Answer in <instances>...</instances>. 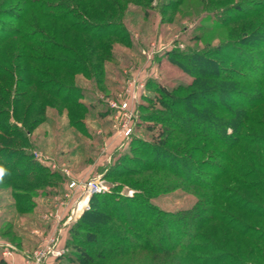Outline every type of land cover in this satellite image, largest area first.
<instances>
[{
	"label": "rangeland",
	"instance_id": "1",
	"mask_svg": "<svg viewBox=\"0 0 264 264\" xmlns=\"http://www.w3.org/2000/svg\"><path fill=\"white\" fill-rule=\"evenodd\" d=\"M221 2H130L118 21L121 24L120 38L112 40L110 51H106L108 58L97 62L101 66L99 70H91L88 66L86 74L56 73L54 79L61 85V90L66 88L61 96L68 100H60L49 91L40 90L31 109L28 107L30 98L25 97L23 109L28 110L26 116H22L25 113H15L13 105L0 104L5 112L2 123L8 121V130L15 132L14 135H7L0 131V136H6L0 141L2 162L8 163V168L16 175L28 164L36 168L31 171L30 179L6 173L0 179V257L7 264H88L74 251L76 239L69 236L71 228L76 226L74 222L87 210H100L97 207L100 205H93L92 194L87 206H83L78 213L77 205L82 193L77 186L70 187L69 182L72 177L82 182L97 178L105 186L98 193L116 196L120 202H126L125 196H134L145 189L138 181L142 178L138 172L143 170L144 164L164 160L156 154L149 156L152 148L156 147L154 143L161 140L158 128L166 125L161 118L170 111L175 112L176 117L181 114L170 106L163 91L171 93L178 100V106H182L181 100L189 102L187 96L191 91L206 88L196 82V73L186 70L189 64L196 69L199 66L193 59L190 63L186 62V55L200 53L208 56L214 46L233 41L238 49L230 54L236 55V63L222 59L225 70L229 72L234 65L242 68V64H252L257 72L263 68L261 74L253 73L252 79L256 81L264 75V64L258 63V59L264 62V0ZM253 11L259 13L250 18ZM228 14L238 19L225 22L223 19ZM6 48L9 49L8 45ZM41 50L46 52V56H67L46 48ZM100 54H103L102 50ZM212 58L220 59L219 55ZM90 63L88 61V65ZM36 67L42 74L54 70L48 61ZM43 79L47 80V76ZM6 81L8 83L4 85L8 89L16 87L17 91V83ZM217 82L222 81L212 79L208 85L214 86ZM222 84L224 86L219 88L228 90H218L209 97L204 96L206 91L198 94L199 97L216 100L215 104H220V109L205 106L198 107L197 115L192 112L184 114L197 120L196 134L199 131L214 136L225 127L226 133H230L232 114H239L247 108L250 117V110L253 109L250 107V100H253L250 94L264 88V85L250 84L245 79H225ZM232 88L244 96L229 93ZM35 89L30 86L26 90L30 94ZM214 111L227 116L224 125L205 123L201 119L206 113L210 115ZM251 113L253 121L247 119L241 131V134L250 135L251 142H238L241 146L231 151L237 166L233 165L237 177L233 179L231 174H227L220 178L217 186L218 210L231 217L233 224H242L241 228L247 235L240 236L228 229L232 238L237 239L236 243L224 251L199 253L203 258L211 254L219 255L223 261L218 264H264V165L262 168L257 166V162L264 163V142H258L259 138H264V103L255 106ZM185 123L182 125L187 126ZM177 125L173 137L166 139L165 142L169 143L163 147L168 151L165 158H170L167 164L171 166L174 161V169L184 170L185 173L189 170L191 177L206 181L205 172L209 169L202 164L203 153L200 151L191 155L183 151L186 148L184 140L188 137L193 146H198L199 141L193 133L189 132L187 137V129L178 132L179 123ZM219 133L223 134L222 131ZM175 142L178 147L174 146ZM163 149L161 147L158 151L162 153ZM174 152L177 160L171 158ZM149 173H153L154 181H157L150 202L171 215L190 209L207 194V190L200 185H187L181 175L165 171L143 175ZM90 224L93 230L100 231L99 243H87L84 248L95 256L94 249L100 250L101 243H107V238L102 235L104 223L93 220L88 223L86 218L75 228L79 230L77 238L85 239L83 228ZM154 233L150 243L164 246L155 237L158 234ZM218 236L223 247V238L220 234ZM37 251L42 256L39 262L32 258ZM170 257L169 254L150 250L113 260L97 257L91 264H168Z\"/></svg>",
	"mask_w": 264,
	"mask_h": 264
},
{
	"label": "trees",
	"instance_id": "2",
	"mask_svg": "<svg viewBox=\"0 0 264 264\" xmlns=\"http://www.w3.org/2000/svg\"><path fill=\"white\" fill-rule=\"evenodd\" d=\"M135 1L137 0H0V104L3 106L13 105L15 113H25L21 115L26 116L28 110L23 109L25 97L29 96L28 107L31 109L35 106L37 94L40 90L49 91L50 94L60 100H68L69 98H62L61 96L66 88L61 90V85L54 78L60 72L68 75L71 73L86 74L88 73V66H91V70H99L101 66L97 62L108 58L106 51H110L112 40L120 38L121 24L118 22L119 19L130 2ZM181 1L183 0H171V4L181 3ZM219 1L222 3V0ZM253 13L250 18L256 17L259 12L253 11ZM236 19L238 18L228 14L223 20L231 23ZM6 45L9 49L6 48ZM237 47L235 42L227 41L211 48L210 52L207 53L208 56L200 53L185 56L186 62L190 63L193 59L194 63L199 65V70L190 64L186 70L196 73V82L199 85L203 84L206 88L202 87L191 91V94L187 96L189 102L181 100L182 106H178V100L171 93L166 90L163 91L170 106L176 108V111L183 115L177 114L178 117H176L175 112L170 111L167 116L161 118V121L166 123L164 128H158L161 140L158 139L159 142L154 143L156 147H153L151 154H148L150 157L156 154L164 160L160 162L156 160L152 164L143 165V170L138 172L139 177L142 178L138 181L142 182L145 189L134 196H125L126 202H120L116 196L112 195L102 196L101 193L92 195L91 202L94 206L100 205L97 206L100 207V210H87L74 223L77 226L81 220L86 218L88 223L90 220L104 223L102 235L107 238V243H101L102 248L100 250L94 249L95 256H93L89 254V251L87 253L84 247L87 243H99L98 233L100 231L93 230L90 224L87 228H83L86 238L78 239L79 230H76V226L72 227L69 237L76 239V243L73 245L75 247L74 251L81 259H84L85 263H94L97 257L102 260H113L117 257H128L153 250L156 253L169 254L171 257L168 264H218L223 261L219 255L211 254L203 258L199 253L207 250L212 252L224 251L231 244L236 243L237 239L232 238V234L228 229L235 231L240 236L247 235V232L244 229L242 230L241 223V225L233 224L231 217L218 210L217 186L220 178L227 174H231L233 179L237 177L233 169V165L236 166L235 158H233L231 151L241 146L240 143L243 141L251 142L250 135L241 134V131L245 127L247 119L250 118V121H253L251 111L254 107L264 103V88L250 94V97H253V100H250V107H253L250 110V117H248L247 108L242 109L239 114H232V131L230 133H226L227 128L225 127V129H220L214 136L199 131L196 134L197 120L192 116H184L185 113L189 114L190 112L197 115L198 107L208 106L212 109H220L221 105L215 104L216 100L211 101L199 97L198 94L206 91L203 94L205 97H209L218 90H228L219 88V86H224L222 82L225 79H245L250 84L264 85L263 74L256 81L252 79V74L257 72L252 64L250 66L242 64V68H236L234 65L230 67L229 72L225 70L224 62L232 61L236 63V55L232 56L230 52L238 49ZM40 48H46L51 52H61L67 56H46V52L44 53ZM101 50L103 54H100ZM213 55H219L220 59L217 61V59L212 58ZM222 59L224 60L223 63ZM44 61H48L54 70L42 74L36 65ZM88 61L91 62L89 65ZM258 63L264 64L260 59H258ZM201 67L204 69L201 70ZM209 68L212 71L208 72ZM261 69L263 68L258 69L257 73L261 74ZM246 70H248V73ZM98 73L102 74L101 72ZM43 76H47V80L43 79ZM6 79L17 83V91H15L16 87L11 90V88L8 89L4 85L8 83ZM212 79L222 82L209 86L208 83ZM30 86L36 89L29 94L26 89ZM229 91V93L241 94L240 97L244 96L240 91L238 92L233 88ZM256 95L257 98H254ZM3 111V108H0V131L7 133V135H14L13 130H8V121L2 123V121H5L2 118L5 113ZM225 117L227 116L222 115L221 112L214 111L210 115L206 113L201 119L205 123L224 125ZM183 122H186L187 126L182 125ZM177 123L180 127L178 132L182 133L187 129V137L190 133H193L199 141L198 146H193L191 145V138L188 137L184 140L186 141L184 142L186 148L183 151L189 152L191 155L200 151L203 153L205 158L201 160L202 164L209 169L208 172H205L206 181L191 177L189 170L187 174L184 170L174 169V161L171 166L167 164L170 158H165L167 149H163V147L169 143L165 140L173 137V132L178 126ZM14 126L16 127V125ZM221 131L223 134L219 133ZM5 139V135L0 136V141ZM258 142H264V138H259ZM178 145L175 142L174 146L178 147ZM161 147L164 150L162 153L158 151ZM175 155L174 152L171 158L177 160ZM186 163L191 162L186 161ZM263 165L262 161L257 162V166L260 168ZM0 167L5 169L6 174L20 179H30L31 171L36 170L34 165L28 164L24 166L20 174L16 175L14 170L8 168V163L2 162L1 155ZM156 171L159 173L162 171L173 173L175 176L181 175L187 185H200L207 190V194L205 193L200 203L196 202L190 209L181 210L171 215L163 209H158L150 202L156 191L155 184H157V181H154L155 175L153 173L146 176L143 174ZM165 178L167 177L165 176ZM6 181H9V179ZM248 189H250V186ZM163 216L166 218H163ZM154 232L158 234L155 236L158 242L163 243L164 246L157 247L150 243L153 234H155ZM219 234L224 241L223 247L220 246ZM0 264H7L2 257H0Z\"/></svg>",
	"mask_w": 264,
	"mask_h": 264
},
{
	"label": "built area",
	"instance_id": "3",
	"mask_svg": "<svg viewBox=\"0 0 264 264\" xmlns=\"http://www.w3.org/2000/svg\"><path fill=\"white\" fill-rule=\"evenodd\" d=\"M113 103H114V105H116V102H113ZM125 105H126V103L124 104V106ZM67 173H69V172L67 171ZM69 186L70 187H76L77 186L81 190L82 199H79V201H78V205H77L78 210L80 207V203L84 199H86V204L84 205V207H86L88 200L92 194L98 193L101 190L105 189V186L97 178L88 179L87 181L82 182V181L77 180L76 178L72 177L70 182H69ZM41 257L42 256L40 255V252L37 251L36 256L32 257V258L35 259L37 262H39Z\"/></svg>",
	"mask_w": 264,
	"mask_h": 264
},
{
	"label": "clouds",
	"instance_id": "4",
	"mask_svg": "<svg viewBox=\"0 0 264 264\" xmlns=\"http://www.w3.org/2000/svg\"><path fill=\"white\" fill-rule=\"evenodd\" d=\"M4 174H5V169L0 167V179L3 178Z\"/></svg>",
	"mask_w": 264,
	"mask_h": 264
},
{
	"label": "bare ground",
	"instance_id": "5",
	"mask_svg": "<svg viewBox=\"0 0 264 264\" xmlns=\"http://www.w3.org/2000/svg\"><path fill=\"white\" fill-rule=\"evenodd\" d=\"M86 204V199H84L81 203H80V207L78 210V213L80 212V210H82V207Z\"/></svg>",
	"mask_w": 264,
	"mask_h": 264
},
{
	"label": "water",
	"instance_id": "6",
	"mask_svg": "<svg viewBox=\"0 0 264 264\" xmlns=\"http://www.w3.org/2000/svg\"><path fill=\"white\" fill-rule=\"evenodd\" d=\"M79 216V215H78Z\"/></svg>",
	"mask_w": 264,
	"mask_h": 264
}]
</instances>
